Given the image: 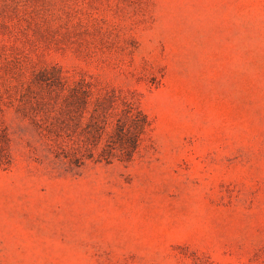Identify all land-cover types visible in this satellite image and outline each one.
<instances>
[{
	"label": "rangeland",
	"instance_id": "1",
	"mask_svg": "<svg viewBox=\"0 0 264 264\" xmlns=\"http://www.w3.org/2000/svg\"><path fill=\"white\" fill-rule=\"evenodd\" d=\"M42 73L133 94L141 155L56 161ZM0 154V264H264V0H0Z\"/></svg>",
	"mask_w": 264,
	"mask_h": 264
},
{
	"label": "trees",
	"instance_id": "2",
	"mask_svg": "<svg viewBox=\"0 0 264 264\" xmlns=\"http://www.w3.org/2000/svg\"><path fill=\"white\" fill-rule=\"evenodd\" d=\"M39 80L50 82L47 95L35 101L34 115L56 161L74 169L90 161L129 164L141 155L152 122L133 94L86 77L70 81L42 73ZM8 161L0 156V166Z\"/></svg>",
	"mask_w": 264,
	"mask_h": 264
}]
</instances>
